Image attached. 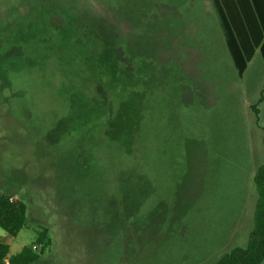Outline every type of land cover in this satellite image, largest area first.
Segmentation results:
<instances>
[{
  "label": "rangeland",
  "instance_id": "374dc122",
  "mask_svg": "<svg viewBox=\"0 0 264 264\" xmlns=\"http://www.w3.org/2000/svg\"><path fill=\"white\" fill-rule=\"evenodd\" d=\"M59 1L110 43L133 13L129 47L148 57L150 88L130 145L140 98L121 104L91 81L89 62L64 69L26 49L0 58V191L27 205L16 237L0 227L11 252L45 227L51 244H38L36 264H216L246 247L263 163L264 110L258 120L251 107L264 86L260 51L239 76L212 0ZM25 2L0 0V26ZM108 104L125 119L111 121ZM133 168L154 188L140 210L148 188L128 181L136 194L125 197L119 177Z\"/></svg>",
  "mask_w": 264,
  "mask_h": 264
},
{
  "label": "trees",
  "instance_id": "16d2710c",
  "mask_svg": "<svg viewBox=\"0 0 264 264\" xmlns=\"http://www.w3.org/2000/svg\"><path fill=\"white\" fill-rule=\"evenodd\" d=\"M66 1L74 3L72 0ZM212 2L224 32L226 45L238 74L242 77L257 50L264 59V0ZM24 6L14 9V12L10 11L12 21L0 26V58L10 53L23 55V50L26 49L34 51L41 63L51 58L64 69L77 67L80 62H89L97 71L96 74L91 72V81L95 80L106 87L121 104L124 105L125 100L133 95L140 98L138 110L131 123L129 142L132 145L140 132L138 121L142 117L141 103L145 101V92L150 88L146 76L147 68L151 66L148 57L137 56L129 47L135 29L139 26L133 23L136 16L128 13L125 17L127 21L115 29L110 43L98 23L74 14L75 9H67L59 0H26ZM124 24L128 26V31L123 30ZM65 73L70 75L66 70ZM142 85L145 90L138 93L136 89ZM262 97L251 105L258 120ZM110 105L107 112L112 117L111 121L125 117L122 107L114 116L111 111L112 104ZM119 177L125 197L136 194H133L135 188L132 185L130 192L128 191V181H132V184L136 181L137 185L139 183L148 188L145 192L138 193L140 210L139 205L141 206L153 192L151 179L135 168L123 171ZM254 181L257 187V201L254 228L247 246L235 247L224 253L216 264H261L264 261V128L263 163L256 170ZM11 197L14 195L0 191V227L16 237L26 226L27 205L24 200H11ZM127 203L128 201L124 200L123 206ZM35 244L42 245V248L51 244L48 228L45 227L39 232ZM37 251L38 249H33V245L24 246L20 252L14 254L10 244L0 241V264H36L41 257Z\"/></svg>",
  "mask_w": 264,
  "mask_h": 264
},
{
  "label": "crops",
  "instance_id": "0c3cea01",
  "mask_svg": "<svg viewBox=\"0 0 264 264\" xmlns=\"http://www.w3.org/2000/svg\"><path fill=\"white\" fill-rule=\"evenodd\" d=\"M248 69V68H247ZM264 87V86H263ZM261 96H263L262 97V101L260 102L261 103V106H262V109L264 110V90H262V92H261ZM260 112H261V108L259 107V118H260ZM264 128V127H263ZM255 175V174H254ZM9 234V233H8ZM10 235V234H9ZM11 236V235H10ZM13 237V236H12ZM4 238V236H2V237H0V241H2V242H5V243H8V244H10V240H5V239H3ZM11 246V245H10Z\"/></svg>",
  "mask_w": 264,
  "mask_h": 264
},
{
  "label": "built area",
  "instance_id": "2783aa9c",
  "mask_svg": "<svg viewBox=\"0 0 264 264\" xmlns=\"http://www.w3.org/2000/svg\"><path fill=\"white\" fill-rule=\"evenodd\" d=\"M13 199H16V198L15 197H11V200H13ZM38 248H39V245H36V244L33 245V249L34 250H37Z\"/></svg>",
  "mask_w": 264,
  "mask_h": 264
}]
</instances>
